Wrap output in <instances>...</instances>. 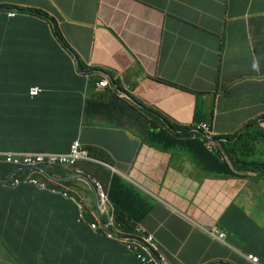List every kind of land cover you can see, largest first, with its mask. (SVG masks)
<instances>
[{
	"label": "crops",
	"instance_id": "obj_1",
	"mask_svg": "<svg viewBox=\"0 0 264 264\" xmlns=\"http://www.w3.org/2000/svg\"><path fill=\"white\" fill-rule=\"evenodd\" d=\"M97 1L0 0V6L55 15L75 46L95 36L92 61L116 73L128 68L120 77L131 87V96L173 114L181 125L193 124L200 111L214 135L224 137L264 114V0ZM57 5L74 18L59 17ZM108 26L115 30V39L103 29ZM30 55L25 51L24 57ZM41 101V95L32 98L26 90L10 93L9 132L16 143L10 149L66 148L67 118L71 112L76 115V108L69 105L55 117L48 109L62 104L54 101L42 107ZM87 101L91 106L83 109L79 136L91 150L117 159L127 176L157 197L150 198L152 209L144 225L169 264H211L205 260L227 251L208 239L201 227L214 226L223 213L218 212V201L230 182L206 180L214 195L206 199L208 211L203 210L210 218L199 216L183 194L184 186L177 185L183 176L170 167L182 154H167L140 138L143 109L112 91L89 92ZM39 113L42 119L26 124ZM133 152L140 154L134 165ZM34 196L22 195L12 220L0 222V264H139L122 245L99 239L78 223L74 205L48 197L47 205L60 212L40 218L24 205L36 201ZM89 200L94 204L91 193ZM220 225L229 230L231 245L255 251L264 264V233L239 224L230 229L228 221Z\"/></svg>",
	"mask_w": 264,
	"mask_h": 264
},
{
	"label": "clouds",
	"instance_id": "obj_2",
	"mask_svg": "<svg viewBox=\"0 0 264 264\" xmlns=\"http://www.w3.org/2000/svg\"><path fill=\"white\" fill-rule=\"evenodd\" d=\"M97 5H101V0L97 1ZM8 7L10 5L0 6V14L6 15L9 20L6 26L3 27L2 19H0V33L6 34V32H9L11 37L9 46L13 50L9 52L12 55L8 59L1 57L0 69L2 70L1 73L11 72L14 79L10 81L13 87L2 89L0 94L8 95L10 104V93L17 89L26 90V93L32 98L40 96L43 91L40 84L27 81L30 72L25 66L23 60L25 51L22 49L27 33L19 27V24L23 22V18L33 17L37 19L40 26L45 30L43 37L48 36V33H52L53 29L51 28L54 27L53 23H56L60 34L64 35L69 42L68 46L75 50L73 47L75 45L64 34L61 21L55 15L39 9L23 8V10H19V7ZM57 8L59 17L74 18L68 17L58 5ZM103 29L107 30L115 39L114 29L110 26ZM94 41L95 36L82 42L83 55L80 52V56L77 55V57L74 55L75 52L72 54L75 68L70 75L73 87L81 96V108L74 117L73 112H71V119L67 118V123L74 121L77 115L80 114V122L83 125V109L87 104V108L91 106L87 101L89 92L112 91L116 95H120V98L126 101L130 100L138 105L137 108L143 109L145 118L138 122V126L141 128L140 138L142 140L167 154L180 153L182 156L178 157H188L199 170L198 174L201 173L200 177L205 180L214 177L212 180L223 181L224 178L220 176L224 174L216 172L214 167L207 166V161L211 156L222 154L223 158L228 159L232 165V159L228 157V151L236 144L241 135L248 130L253 131V134L257 136L249 144L248 157L260 164L264 163V114H260L258 118L250 121L247 126L240 128L237 132L224 137L214 135L212 124L202 121L200 111L196 113L193 124L181 125L172 119L173 114L168 115L156 108L147 107L131 96V87L124 83L120 77V74L128 68L117 70L118 73H116L107 66L95 64L91 58ZM20 47L21 52L19 53ZM2 52H5V47L4 43L0 41V54ZM24 59L28 61L29 65L35 63L32 54L29 57H24ZM78 76L85 79L83 86L78 81ZM81 87L83 88L78 89ZM10 124V116L0 118V163L8 167L6 173L0 171V222L7 224L12 220L14 209L17 208L15 204L22 195L33 192L35 196L32 199L34 200L36 195L38 197L44 191L47 198L49 197L57 203L74 205L78 210V223L86 224L91 233L99 239L122 245L126 251L135 257L139 264H169L156 237L144 225L145 219L135 227L136 233H126L122 230L124 219L121 218L115 203L110 197L111 190L118 187L130 189L137 198L139 195L140 198L147 201V204L151 207L150 209H152L150 198L155 196L136 180L127 176L117 159L105 158V152L101 150H91L79 136V132L68 125H66V148L64 150L49 148L12 150L10 146L16 143L11 141ZM139 156V153L133 152V157L130 160L133 165ZM235 172V177H233V182L230 185L237 184L236 178L238 176L236 175L238 173L247 178L248 183L243 189L235 192L232 202L227 205L224 212L215 221L214 226L201 227L208 239L214 240L216 245H221L227 251H224L221 256L210 257L205 261L211 264H236L234 261V258H236L248 264H263L261 257L255 251H241L231 245L228 242L229 230L220 225L222 218L228 213L231 214L234 207L235 213L240 212L246 218L245 221L239 223V226L264 233V170L260 171L254 168L239 170L235 168ZM250 185H258L253 196L262 202L261 210L254 207L251 199L249 201L245 197L252 193L246 190ZM89 193L94 196V204L90 203ZM244 201H247L248 204L244 205ZM34 203L36 201L31 204ZM55 209H52L50 216L53 213L60 212ZM182 216L190 220L185 215ZM100 231H102L104 237L99 234Z\"/></svg>",
	"mask_w": 264,
	"mask_h": 264
},
{
	"label": "trees",
	"instance_id": "obj_3",
	"mask_svg": "<svg viewBox=\"0 0 264 264\" xmlns=\"http://www.w3.org/2000/svg\"><path fill=\"white\" fill-rule=\"evenodd\" d=\"M19 10H23V8H19ZM0 19H2L3 27L9 22L7 16L3 14H0ZM53 25L54 27L51 28L53 29L52 33H48V36L45 37H43L45 30L40 26L39 21L33 17L23 18V22L19 24V27L27 33V38L24 39L22 49L31 53L35 59L34 65H29L28 61L24 59L23 56L25 66H27L26 68L30 72L27 81L38 83L43 87L41 93L42 107L54 101H58L62 104H53L48 109V115L52 114L55 117H60L64 111L63 109H66L69 105L75 107L78 113L80 111L81 96L73 87L70 73L75 68L72 54L75 52V57H77V55L80 56L79 52L83 55V50L81 46H73L76 51L71 49L68 46L69 42L67 39L58 31L57 24L53 23ZM10 38L9 32H6V34L0 33V41L4 43L5 47V52L0 54V59L1 57L8 59V57L12 55L9 53L13 50V48L9 46ZM20 52L21 47L19 49V53ZM1 71L0 69V91L4 88L13 87L10 81L14 79L11 72L7 71L1 73ZM77 79L81 82L82 86L85 84L84 78L78 76ZM82 88L83 87L78 89ZM9 115V96L0 94V118L9 117ZM37 119H42L40 113L33 115V118L29 119L26 124L34 122ZM67 124L70 128L79 132L82 124V122H80V114L77 115L74 121L72 120ZM256 138L257 136L253 134V131L250 132V130L241 135L236 144L228 151V157L232 159V165L228 159L223 158V155L220 154L219 156H211L207 161V166L214 167L216 172L224 174L220 177L224 178L223 181H228L230 183L233 182V177H235V168L239 170L254 168L263 171L264 163L260 164L248 157L249 153L247 149L249 148V144ZM0 171L6 173L8 167L0 163ZM45 193L46 192L43 191L41 195L38 196L36 203L24 204L28 209L34 208L37 215L43 219L48 218L53 209L52 205H47L48 198ZM110 197L115 203L121 218L124 219L122 230L126 233H136L135 227L146 218L151 210L147 201H144L139 195L137 198L130 189H124L122 187L111 190ZM234 211L235 208L233 207L231 214L228 213L222 218V221H228V227L230 229L236 228L239 223L246 220L243 214L240 212L235 213ZM99 234L103 236L102 231H100Z\"/></svg>",
	"mask_w": 264,
	"mask_h": 264
},
{
	"label": "rangeland",
	"instance_id": "obj_4",
	"mask_svg": "<svg viewBox=\"0 0 264 264\" xmlns=\"http://www.w3.org/2000/svg\"><path fill=\"white\" fill-rule=\"evenodd\" d=\"M170 167L174 169L178 175L183 176V178H179L177 180V185L184 186L183 194H186L190 197V201L192 202L193 209L197 210L199 216L208 219L210 217L205 216L203 210L208 211L206 207V199H213V193L210 190V183H207L203 177H200L198 174V169L193 165L191 160L188 157H176L172 160ZM237 184L230 185L224 189L222 193L221 199L218 201V212L221 214L224 212V208L230 204L234 198L235 192L244 188V186L248 183V179L242 177L240 173H238ZM250 178V177H249ZM260 178V177H259ZM258 185H250L246 188L247 191L252 192L250 195L245 197L253 201L254 207H257L261 210L262 202L254 198V194L256 193ZM244 205H247L248 202L244 201Z\"/></svg>",
	"mask_w": 264,
	"mask_h": 264
}]
</instances>
